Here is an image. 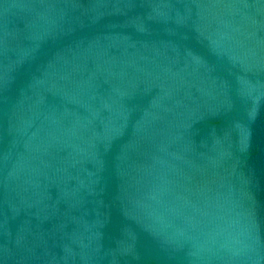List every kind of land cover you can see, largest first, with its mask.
<instances>
[{
  "label": "water",
  "instance_id": "water-1",
  "mask_svg": "<svg viewBox=\"0 0 264 264\" xmlns=\"http://www.w3.org/2000/svg\"><path fill=\"white\" fill-rule=\"evenodd\" d=\"M0 264H264V0H0Z\"/></svg>",
  "mask_w": 264,
  "mask_h": 264
}]
</instances>
